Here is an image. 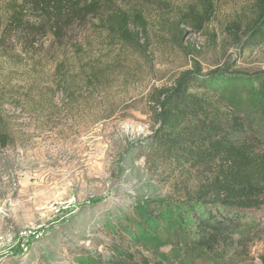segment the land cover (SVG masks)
Returning <instances> with one entry per match:
<instances>
[{
    "label": "rangeland",
    "instance_id": "rangeland-1",
    "mask_svg": "<svg viewBox=\"0 0 264 264\" xmlns=\"http://www.w3.org/2000/svg\"><path fill=\"white\" fill-rule=\"evenodd\" d=\"M214 1L201 30L183 27L180 47L166 28L197 0H136L147 22L145 55L83 31L90 43L82 44L80 59L73 44H54L61 47L48 55L46 43L30 61L17 50L13 60H0L12 135L0 148V264H89L97 254L106 257L112 226L129 209L145 212L147 200L158 209L155 219L145 216L149 228L140 248L150 263L230 264L186 232L187 222L168 215L181 177L151 165L147 153L154 128L149 92L169 86L194 62L202 75L228 65L225 75L251 76H229L218 91L264 145V45L244 52L238 46L255 19L251 0ZM60 60L69 64L71 90L82 94L69 102L53 89ZM82 68L100 70L96 90L83 86ZM260 238L231 264H261Z\"/></svg>",
    "mask_w": 264,
    "mask_h": 264
},
{
    "label": "trees",
    "instance_id": "trees-1",
    "mask_svg": "<svg viewBox=\"0 0 264 264\" xmlns=\"http://www.w3.org/2000/svg\"><path fill=\"white\" fill-rule=\"evenodd\" d=\"M214 3L197 0L182 11L179 20L166 28L172 41L180 47L183 27L201 30L212 17ZM139 7L136 0H0V60H13L17 50V57L30 61L41 51L39 44L46 43L52 44L48 55L61 47L54 44H73L71 53L80 59L86 51L82 44L90 43L83 31L104 35L107 42L145 55L147 22ZM251 8L255 19L238 44L242 52L264 45V0H251ZM89 61V66L95 62ZM68 65L60 60L53 68L57 83L53 89L58 88L67 102L82 95L67 83ZM227 68L202 75L194 62L169 86L149 92L154 128L147 153L151 165L181 177L176 189L179 195L168 201V215L187 222L186 232L204 240L231 264L248 255L251 242L260 236L264 239V218L259 216L264 209V145L249 136L244 118L218 91L231 80L229 76H251L225 75ZM79 72L85 78L83 86L96 90L100 70L82 68ZM1 92L0 148H5L12 142L11 117L3 110ZM141 208L145 212H125L124 219L111 228V240L104 246L106 257L97 254L89 264H163L158 260L150 263L140 250L149 228L145 216H158L154 200H147ZM259 260L264 264V248Z\"/></svg>",
    "mask_w": 264,
    "mask_h": 264
}]
</instances>
